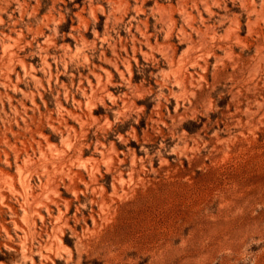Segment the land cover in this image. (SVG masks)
<instances>
[{"label": "rangeland", "instance_id": "1", "mask_svg": "<svg viewBox=\"0 0 264 264\" xmlns=\"http://www.w3.org/2000/svg\"><path fill=\"white\" fill-rule=\"evenodd\" d=\"M0 264H264V0H0Z\"/></svg>", "mask_w": 264, "mask_h": 264}, {"label": "bare ground", "instance_id": "2", "mask_svg": "<svg viewBox=\"0 0 264 264\" xmlns=\"http://www.w3.org/2000/svg\"><path fill=\"white\" fill-rule=\"evenodd\" d=\"M102 87V86H101ZM104 87V86H103ZM125 104V103H124Z\"/></svg>", "mask_w": 264, "mask_h": 264}]
</instances>
